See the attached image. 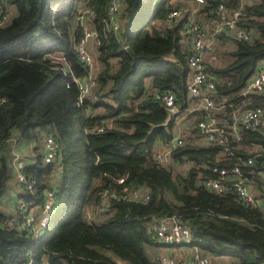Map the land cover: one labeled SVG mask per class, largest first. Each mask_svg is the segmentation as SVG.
Segmentation results:
<instances>
[{"label":"trees","instance_id":"obj_1","mask_svg":"<svg viewBox=\"0 0 264 264\" xmlns=\"http://www.w3.org/2000/svg\"><path fill=\"white\" fill-rule=\"evenodd\" d=\"M79 1L92 10L89 24L98 39L99 69L76 105L78 90L70 78L85 72L73 49ZM108 1L5 0L8 15L0 24V195L13 171L12 137L33 143L32 160L22 168L30 187L18 181L17 197L32 212L40 206L44 188L53 184L54 191L53 211L36 236L21 224L19 214L9 223L11 216L0 209V264H155L147 248L168 244L156 239L152 226L167 213L186 220L192 240L185 245L201 254L227 256L234 264H264V191L261 206H244L232 192L217 193L202 184L217 175L214 167L238 165L259 189L264 121L259 130L241 128L236 134L230 122L233 110L247 107L258 106L264 115V93L239 95L256 67L264 64V0H247L245 15L236 23L249 33V40L216 35L212 53L216 59L219 55L218 61L205 63L214 77V107L184 115L186 134L170 149L172 161L166 163L152 157L154 142L170 140L181 109L199 98L187 94L188 50L180 34L187 12L170 21L165 18L168 11L188 7L193 0H120L116 32L106 27ZM218 3L235 6L238 0H202L196 19L211 22L209 11ZM228 40L231 47L224 45ZM47 54H59L63 62H53ZM166 90L173 94L175 117L143 141L149 124L166 116L159 98ZM205 111L222 129L224 144L199 142L193 133ZM46 135L56 145L54 162L43 161ZM180 164L187 168L178 171ZM120 176L147 189L148 201L109 199L102 220H85L84 209L97 202L95 191L117 190Z\"/></svg>","mask_w":264,"mask_h":264},{"label":"built area","instance_id":"obj_2","mask_svg":"<svg viewBox=\"0 0 264 264\" xmlns=\"http://www.w3.org/2000/svg\"><path fill=\"white\" fill-rule=\"evenodd\" d=\"M196 4L201 3L202 0H193ZM246 0H238L237 5L228 6L224 3H218L213 10L209 11L212 16V29L207 34V29L202 22H198L192 16L194 8L183 7L179 9H172L166 14V21L180 15V13L187 12V18L184 25L180 28V34L184 37L188 54L186 62L191 70L187 92L192 97L199 98L204 110L212 108L213 103L210 95L214 90V77L211 73L206 71L204 58L210 54L213 44L212 41L219 33L228 35L232 39L247 41L250 35L243 28L237 26L246 12ZM74 17V28L78 30V36L73 41V49L76 52L78 60L85 68L82 76L76 77L71 75V82H73L78 90L76 105L81 103V99L94 84L95 76L98 72L99 65L96 59V53L92 50L98 44L95 29L89 24V16L91 15V8L87 7L82 2L79 8L76 7ZM121 11L120 0H109L105 8V22L108 29L115 32L118 29V19ZM8 15V9L5 0H0V24L5 21ZM53 62H63V57L59 54H47ZM54 67H57L55 64ZM65 73L66 71L62 69ZM249 93H264V64H259L248 80L242 86L239 95L245 96ZM162 104L165 107H172L176 112L177 108L172 104L173 94L166 90L159 96ZM4 100L0 96V102ZM219 106L215 108H219ZM264 121L263 111L260 107H247L241 109L239 116L232 120L230 126L232 133L236 134L237 130L243 128L248 130H259ZM102 127L98 126L97 131H101ZM193 133L202 137L207 142H216L224 144L226 138L222 129L217 124L216 120L205 111L201 118L198 119L193 126ZM175 137V142L172 139ZM182 134L172 136V138L165 142H158L152 146V157L158 163H166L169 161V151L174 145L181 143ZM42 157L44 162L56 161L57 150L56 145L50 135L43 137L41 142ZM161 145L162 150H155V145ZM12 149V147H11ZM250 162V157L246 158V163ZM26 163L16 154L10 153L9 167L13 170V174L17 181L25 182L26 187H30L29 180L24 176L22 168ZM185 169L187 164H182ZM217 171L214 178H208L202 181L203 186L217 193L232 192L235 199L244 206L255 205L260 206L258 197L253 196L248 192L244 184V176L239 170V166H231L229 168H213ZM119 184L117 190L114 189H98L95 191L97 202L89 204L86 207L87 220L93 219L96 214L104 212L109 199L132 201L138 203H145L148 201V190L136 185L133 181L125 182L123 176L116 179ZM259 190L264 191V176L259 178ZM54 185L46 187L42 191L41 204L39 206V217L37 223L33 225L31 216V208L28 210L27 205L18 198L17 201L11 204V210L14 215L21 216V224L31 232L33 236L38 235L44 225L47 223L50 214L53 211L52 196ZM11 216H14L10 214ZM11 221V219H10ZM152 230L156 239L163 244H188L192 240V233L188 227L186 220L178 216L170 215L157 220L152 226ZM127 264V263H119ZM155 264H211L210 260L205 255L192 254L189 258L176 259L167 253H159L155 257ZM262 264V263H261Z\"/></svg>","mask_w":264,"mask_h":264},{"label":"crops","instance_id":"obj_3","mask_svg":"<svg viewBox=\"0 0 264 264\" xmlns=\"http://www.w3.org/2000/svg\"><path fill=\"white\" fill-rule=\"evenodd\" d=\"M81 4H82V2L79 1L76 4V7L79 8L81 6ZM198 4H196L194 1L188 2L186 4V6H188L189 8H194L195 9L193 11V13H192V16L195 14V12L197 10V7H198ZM182 7H185V6H182ZM199 21L202 22L205 25V27L207 29V34H209L211 29H212L211 22L208 21L207 18H201V17H199ZM118 27H119V19H118ZM216 38H217V36L212 41L213 48H212L210 54L207 55L204 58L205 63H207V62L214 63V62L218 61V56L219 55L217 54V59H216L214 54L212 53V51L214 50V48L216 47V44H217V39ZM230 40L226 41L224 45L228 46V47H231L232 43H231ZM184 44L186 45V43H184ZM190 73H191V70H190ZM199 107L201 109H203L200 100L197 101L195 104H191V105L187 106L186 108L181 109L182 114L179 115V117H176V119H175V128H174V135L173 136H177L178 134H182V133H183V136H184L186 134L187 122L184 119V115L186 113L190 112L192 109L199 108ZM209 109H210V111L212 110V108H209ZM214 109H216V108H214ZM240 111L241 110H233L231 112V122H230L231 125H232V120L239 116ZM12 140H13L12 149L10 150L9 154L13 153V154H16L17 156H20L24 160L25 163L30 162L32 160V157H33V151L30 149L31 145L33 143L31 141H25V140H22V139H19V138H16V137H12ZM198 140H199V142H207V141L203 140L202 137H200ZM158 142H160V141H155L154 144H157ZM154 148H155V150H158V151L163 149V147L161 145H159V144L155 145ZM253 148H254V150H256L257 146H253ZM181 166L184 169V166L181 165V164L178 165L177 167H181ZM261 176H264V173H262L260 175V177ZM7 183H8V185L6 187V190L1 195V197H3L2 198L3 200H0V208L3 209L5 212H8V213L14 215L13 211L11 210V204L18 200L17 192L19 190L18 189L19 185H18V182L16 181V179L14 178L13 171H12V174L10 175V177L7 179ZM244 184H245V186H246V188H247L249 193H251L255 197H258L259 204L261 206V203L263 202V198L260 197V195H261L260 194L261 193L260 190L251 182L250 178H244ZM38 208H39L38 206H37V208H32L31 216H32V220H33V225H35L37 223V220H38V217H39V209ZM98 216L99 215L97 214V217ZM147 250H148V254L153 259H155V257L159 253L170 254L176 259L189 258L194 253L199 254V255H203L195 247H191V246H188V245H185V244H180V243H172V244H168V245H160V246H156V247L155 246L148 247ZM207 257H209V259L211 261V264H234V259L230 258V257H227V256H219V255H217V256H209V255H207Z\"/></svg>","mask_w":264,"mask_h":264},{"label":"water","instance_id":"obj_4","mask_svg":"<svg viewBox=\"0 0 264 264\" xmlns=\"http://www.w3.org/2000/svg\"><path fill=\"white\" fill-rule=\"evenodd\" d=\"M126 51L131 55L132 59L135 60L136 56L133 54V52L130 50V48L128 46H125ZM165 111H166V116L164 118V120L158 124H149V128L145 134V136L142 138V140H146V138H148V136L151 134V132L155 129V128H166L167 125L173 121L174 116L176 111L172 108V107H165ZM172 142H175V137L172 139ZM169 161H172V159L170 158ZM58 175V172H55V176ZM167 216H169V213H167Z\"/></svg>","mask_w":264,"mask_h":264},{"label":"rangeland","instance_id":"obj_5","mask_svg":"<svg viewBox=\"0 0 264 264\" xmlns=\"http://www.w3.org/2000/svg\"><path fill=\"white\" fill-rule=\"evenodd\" d=\"M247 1V0H246ZM193 17H194V19H196V17H195V15H193ZM197 21H199L198 19H196ZM96 31V30H95ZM92 50L94 51V53H95V45H94V47L92 48ZM31 149V148H30ZM182 165V164H181ZM178 171H180V170H184L185 169V167H184V169H183V167L181 166V167H177L176 168ZM14 178H15V176H14ZM16 179V178H15ZM16 181H17V179H16ZM18 182V181H17ZM53 185V184H52ZM27 188V187H26ZM3 197H1V195H0V200H3L2 199ZM7 207V206H6ZM1 209V208H0ZM2 211H4L3 209H1ZM87 210V209H86ZM86 210L84 209V212H83V216H84V218H85V220H86V218H87V216L85 215V213H86ZM6 213H8V212H6ZM9 215H10V213H8ZM102 213H100V214H98L99 216L97 217V214H96V216H94V218H95V220H97V221H99V220H102L103 219V216L101 215ZM11 216V215H10ZM15 216L16 215H14V216H11L9 219H8V222L9 223H12V220H13V218H15ZM10 219H11V221H10ZM156 247V246H155ZM205 256H207V255H205ZM209 258V257H208ZM210 260V259H209ZM210 263H211V261H210Z\"/></svg>","mask_w":264,"mask_h":264}]
</instances>
